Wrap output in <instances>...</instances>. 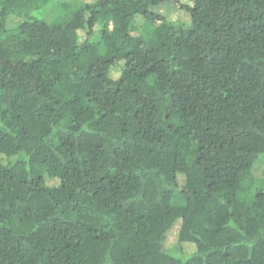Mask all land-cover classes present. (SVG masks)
Instances as JSON below:
<instances>
[{"label": "trees", "instance_id": "trees-1", "mask_svg": "<svg viewBox=\"0 0 264 264\" xmlns=\"http://www.w3.org/2000/svg\"><path fill=\"white\" fill-rule=\"evenodd\" d=\"M168 1L0 0V264H264V0Z\"/></svg>", "mask_w": 264, "mask_h": 264}, {"label": "rangeland", "instance_id": "rangeland-1", "mask_svg": "<svg viewBox=\"0 0 264 264\" xmlns=\"http://www.w3.org/2000/svg\"><path fill=\"white\" fill-rule=\"evenodd\" d=\"M185 2V0H171V1H168L164 4H161L159 5V7L157 8L159 12H161L162 14H165V15H170L174 18H177V17H181V18H185V15L184 13L181 11V3ZM171 17V18H172ZM14 22H17V18H14L13 19ZM253 174L255 176H257L260 180H262L264 178V162L261 161V160H258L254 167H253ZM169 244L173 245L175 244V239L174 237L170 236L169 238V241H168Z\"/></svg>", "mask_w": 264, "mask_h": 264}]
</instances>
